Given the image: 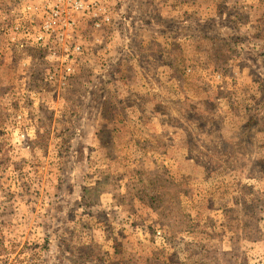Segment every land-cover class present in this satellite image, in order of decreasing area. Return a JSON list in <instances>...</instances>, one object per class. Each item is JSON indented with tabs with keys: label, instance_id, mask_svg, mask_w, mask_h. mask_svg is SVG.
I'll use <instances>...</instances> for the list:
<instances>
[{
	"label": "rangeland",
	"instance_id": "rangeland-1",
	"mask_svg": "<svg viewBox=\"0 0 264 264\" xmlns=\"http://www.w3.org/2000/svg\"><path fill=\"white\" fill-rule=\"evenodd\" d=\"M105 7L0 0V264H264V0Z\"/></svg>",
	"mask_w": 264,
	"mask_h": 264
},
{
	"label": "built area",
	"instance_id": "built-area-1",
	"mask_svg": "<svg viewBox=\"0 0 264 264\" xmlns=\"http://www.w3.org/2000/svg\"><path fill=\"white\" fill-rule=\"evenodd\" d=\"M110 0H65L67 6L74 13H87L93 17L94 26L99 27L102 23H104L108 19V11L105 5L109 3ZM64 11L60 10V8L55 5L49 9L48 15L51 20L58 19L62 15H64ZM72 23L66 22L67 26H71ZM44 32L46 34L49 33L51 26L49 23L44 25ZM80 48L78 46L72 47V53H79ZM67 72H70L71 69L67 68Z\"/></svg>",
	"mask_w": 264,
	"mask_h": 264
}]
</instances>
